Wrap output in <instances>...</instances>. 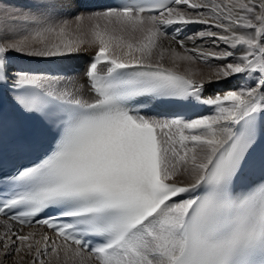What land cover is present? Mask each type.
Here are the masks:
<instances>
[{
  "label": "snow or ice",
  "instance_id": "obj_1",
  "mask_svg": "<svg viewBox=\"0 0 264 264\" xmlns=\"http://www.w3.org/2000/svg\"><path fill=\"white\" fill-rule=\"evenodd\" d=\"M30 5L28 12H0V81H12L18 106L39 115L54 142L33 166L17 170L11 194L0 186V216L45 227L57 239L21 235L5 223L3 257L35 249L33 264H44L50 247L58 260L63 252L65 264L77 258L80 264H264V154L256 156L257 127L264 126V0ZM9 22L27 30L9 36ZM190 24L208 27L185 39L208 38L215 47L194 43L196 55L189 54L176 34ZM167 29L184 54L163 46ZM85 44L95 49L83 74L87 85L66 76L62 86L58 77L9 65L12 53L66 63ZM168 51L173 63L199 60L210 70L165 68ZM209 58L224 63L208 65ZM233 77L239 86L206 94ZM85 87L91 100L82 98ZM131 100L215 114L185 120L130 106ZM51 102L61 107L52 112ZM254 170L261 179L240 183Z\"/></svg>",
  "mask_w": 264,
  "mask_h": 264
},
{
  "label": "bare ground",
  "instance_id": "obj_2",
  "mask_svg": "<svg viewBox=\"0 0 264 264\" xmlns=\"http://www.w3.org/2000/svg\"><path fill=\"white\" fill-rule=\"evenodd\" d=\"M5 1H6V3H10V0H5ZM23 1H27V0H23ZM28 4L30 5V1ZM2 7L3 6L1 5L0 6V12H3ZM70 11H75V9H72ZM173 27H176V26H173ZM207 27H208L207 25H203V24H190V25H187L184 27L183 32L176 34L179 36L180 39L184 40L185 46L189 50V54L196 55V52L191 51L194 47V43H195V46L200 47V48H204V49H213L215 47V45H213L209 41L208 38H205L204 40H202L197 36L195 42H193V40L185 39V37H192L196 33H198V31L204 30ZM8 30H9V28H8ZM212 30L213 31H219V29H212ZM10 31H12V30L10 29ZM167 31L169 32V37L162 41L163 46L165 48H175L177 52L184 54V49L181 48L179 44L174 43L172 41L171 36L173 35V33H172L171 29H167ZM15 32H13V33H15ZM7 34L10 36L9 31H7ZM135 35L137 36L140 34L136 33ZM220 47L224 48L227 46L221 44ZM125 49H123V50H125ZM123 50L122 51L118 50L119 54L122 55L124 52ZM94 51H95V49L85 48V51L82 52L81 54H79L78 56L68 58V62H66V63H58V62L53 63L52 62V64H48V62L46 63V61H44L46 59H43V58H33V59L21 58L20 59V58H18L17 54L12 53L10 55L11 56L10 58L13 60V63H12V66L10 65V67L13 69V71H17V70L22 71L21 68H23L25 66H28L30 69H38V68H41V66L45 64L49 67L58 68V69L65 72V74L63 76H53V77H58V78L64 80V84L62 86H68V80L65 79L66 76L69 77L73 81H82L85 85H87V81L84 78L83 74H84V71L86 70V68L88 66L89 61L92 58V54H94ZM125 51H128V50L126 49ZM131 55L139 56L140 53L132 52ZM158 55H159L158 50L154 51V53H153V61L154 62H155L156 57ZM53 59L55 61H57L58 58H53ZM161 63L164 65L165 68L172 69L173 71L181 73V74L185 73L186 69H188V68H191L193 71H199L200 66L203 68L201 71L202 73L206 74L210 70L208 67L205 66V64L202 61H199V60L196 63L191 64V65H189L188 62L180 61V60H177L175 63H173L171 60V52L170 51L165 52L164 59H163V61H161ZM207 63H208V65H214L215 66V65H219V64L224 63V61L214 60V59L209 58ZM103 67L104 66H101V68H103ZM74 68H77V70H78V72L76 71L77 73L73 70ZM37 75H41V74H37ZM196 78H199V77H196ZM240 83L241 82H240L238 77H233L227 81H221V83L219 85H216V84L211 85L210 87L207 88L206 94H214L216 92H220L223 94L226 90L239 86ZM82 98L88 99V100H91L93 98V94L89 91V89L87 87H85L83 89ZM210 113H212L211 115L215 114L213 109L206 108L203 111L202 115L198 118H201L203 116H207ZM198 118H194V119H198ZM177 147H179V145H177ZM178 178H179L178 181L186 182V178L184 176H179ZM0 221L4 222V223H0V229L1 230L7 231V228L5 227V223H6V224L11 225L12 231H16L21 235H25L28 232H35L37 234V236H36L37 239L40 238V234H46L49 237L50 241H54L57 239L55 235L46 231L43 227H27V228H25V227L17 226L14 223H12L8 220L2 219V218H0ZM5 231H3V232H5ZM58 242L62 243V241H58ZM41 247H43V242L41 244ZM73 247H75V246H73ZM77 263H80L78 258L77 259H69L67 261V264H77ZM44 264H65V258H64L63 252L60 253L59 260H58L55 256L51 255L50 247H49V256L44 259ZM90 264H95V262L92 261V262H90Z\"/></svg>",
  "mask_w": 264,
  "mask_h": 264
},
{
  "label": "rangeland",
  "instance_id": "obj_3",
  "mask_svg": "<svg viewBox=\"0 0 264 264\" xmlns=\"http://www.w3.org/2000/svg\"><path fill=\"white\" fill-rule=\"evenodd\" d=\"M27 1H23V0H21V1L20 0H10V3H6L5 0H0V6L1 5L3 6L2 7V10H3L4 13H8L10 15H15V14H19V13H22V12H28L30 10V7L31 6L28 4L30 0L28 2ZM180 7L184 8L186 6L181 5ZM32 10L34 11V9H32ZM6 28H7V31H9L10 36H13V37H15L16 35H18L21 31L27 30V29L23 28V26H21L20 24H14V23H11V22H9V23L6 24ZM8 28H9V30H8ZM10 29L12 31H10ZM13 32H15V33H13ZM139 36L140 35H137V36L135 35V38H139ZM88 38L89 37H87V36L84 37V39H88ZM135 38L132 40L133 43H135ZM84 48H89V47L87 46V44H85L84 45ZM89 49H91V48H89ZM125 50H123V51H125ZM17 55H18V58H20V59L21 58H25V59L27 58V57L21 56L19 54H17ZM30 59H33V58H30ZM52 59H46L44 61H46V63L48 62V64H52V62L53 63L54 62L56 63V61L54 59L53 60ZM212 66H214V65H212ZM202 69L203 68L200 66L198 72H201ZM73 70L75 72L76 71L78 72L77 68H74ZM248 83H250V82L245 81L243 83V86H247ZM211 114L212 113L208 114L207 116H209ZM177 179L179 180V178H177ZM3 231H5V230H1L0 229V233H4ZM2 244H3V242L0 241V264H33V257L35 255V249H33L32 254L29 255L27 249H23L22 248V250H21L20 253L13 252L10 259H5L3 257V255H2V253H3V246H2ZM17 245H19V241H17ZM77 264H80V263H77Z\"/></svg>",
  "mask_w": 264,
  "mask_h": 264
}]
</instances>
